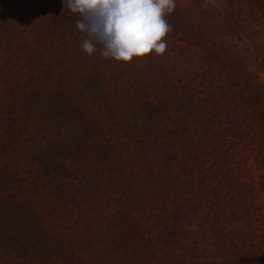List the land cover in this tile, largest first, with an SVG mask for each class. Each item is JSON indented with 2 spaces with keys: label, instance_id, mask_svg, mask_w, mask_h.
I'll use <instances>...</instances> for the list:
<instances>
[{
  "label": "trees",
  "instance_id": "1",
  "mask_svg": "<svg viewBox=\"0 0 264 264\" xmlns=\"http://www.w3.org/2000/svg\"><path fill=\"white\" fill-rule=\"evenodd\" d=\"M42 1L0 0V264H155L162 244L186 240L192 180L212 204L243 180L254 191L258 162L264 176L260 84L198 0L165 17L163 54L129 62L86 54L78 14ZM242 1L264 18V0ZM241 18L226 10L220 32ZM215 67L245 87L242 109L216 96ZM78 216L81 241H100L87 256Z\"/></svg>",
  "mask_w": 264,
  "mask_h": 264
},
{
  "label": "rangeland",
  "instance_id": "2",
  "mask_svg": "<svg viewBox=\"0 0 264 264\" xmlns=\"http://www.w3.org/2000/svg\"><path fill=\"white\" fill-rule=\"evenodd\" d=\"M52 2L53 6L59 8L63 0H52ZM176 2L183 6L188 2L192 4V0H176ZM197 4L200 5L196 7L197 9L205 7L213 12V22L209 19L211 23H207L210 26L209 31L214 26L217 31L216 41L242 57L243 68L249 72L254 83L260 84L261 93L259 96L264 100V18L260 14L250 13L249 5L244 1L198 0ZM39 8L47 13L46 11H49V1H42ZM237 8L242 12L241 22L243 26L239 27L234 35L228 33V31L221 33L219 30L220 18L226 10ZM216 18L217 21H215ZM254 30L262 38L259 39L256 36V42H251L246 36L247 34H256ZM13 59L14 61L9 64V67L14 66L16 74H22V67H18L19 58L15 57ZM195 63L197 64V62ZM0 65L1 68L5 69L3 62H0ZM216 70L215 67V70H213L214 78L212 79L214 82H222L225 88L224 91L216 93V96L221 97L224 95V100H229L233 105L239 103V108L242 109L243 97L246 93L245 87H236L235 83L232 82V75L216 74ZM200 87H202L201 84ZM223 114L224 112L220 113V115ZM240 120L242 121L241 117ZM258 163L259 171H255V174H253L257 180L254 191H252L248 181L244 182L243 180V182L237 183L235 187L222 188L225 195H222L216 203L208 204L206 197L210 194L209 190L203 186L196 190V181L192 180L190 188L191 209L185 225L186 240L182 246L171 242L169 249L162 244V249L156 250L159 260H153V262L155 264H161V262L163 264H263L264 187L260 185L259 181L264 176L263 165L261 162ZM195 173V171L192 174L190 173L191 178H196ZM229 192L232 193L228 194ZM112 208L113 206H111ZM102 210L105 211L106 207H103ZM132 212L138 213L139 211L132 209ZM64 216L61 215L59 220L65 224L67 218ZM78 217L76 218L78 220L72 222L74 225L72 234L79 236V246L83 250V254L87 256L89 251L95 247L93 242L99 244L100 241H88L87 244L81 241L84 234L78 230L82 224L81 229L83 228L84 223L80 216Z\"/></svg>",
  "mask_w": 264,
  "mask_h": 264
},
{
  "label": "clouds",
  "instance_id": "3",
  "mask_svg": "<svg viewBox=\"0 0 264 264\" xmlns=\"http://www.w3.org/2000/svg\"><path fill=\"white\" fill-rule=\"evenodd\" d=\"M78 14L75 27L88 55L100 49L104 58L129 62L150 53L163 54L172 31L167 19L176 0H63Z\"/></svg>",
  "mask_w": 264,
  "mask_h": 264
}]
</instances>
